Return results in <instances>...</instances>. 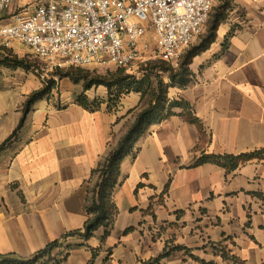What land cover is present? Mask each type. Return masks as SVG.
Segmentation results:
<instances>
[{"label": "crops", "instance_id": "crops-1", "mask_svg": "<svg viewBox=\"0 0 264 264\" xmlns=\"http://www.w3.org/2000/svg\"><path fill=\"white\" fill-rule=\"evenodd\" d=\"M13 11L4 13L6 23ZM7 52L33 55L21 43L0 49ZM190 69L191 83L170 87L168 99L191 110L176 108L152 126L136 156L121 164L111 235L105 242L103 229L87 242L70 237L62 264H89L94 252L95 264H143L166 254L158 264H264V0H231L217 41ZM36 84L0 75V148L21 124L26 90ZM143 105L131 93L118 110L106 100L89 109L75 102L56 110L47 99L34 106L22 140L0 150V255L30 259L84 232L94 172ZM250 154L235 169L197 164Z\"/></svg>", "mask_w": 264, "mask_h": 264}, {"label": "built area", "instance_id": "built-area-1", "mask_svg": "<svg viewBox=\"0 0 264 264\" xmlns=\"http://www.w3.org/2000/svg\"><path fill=\"white\" fill-rule=\"evenodd\" d=\"M19 1L0 0V49L21 43L53 74L107 66L133 71L153 60L177 65L206 30L217 2L29 0L13 11Z\"/></svg>", "mask_w": 264, "mask_h": 264}, {"label": "trees", "instance_id": "trees-1", "mask_svg": "<svg viewBox=\"0 0 264 264\" xmlns=\"http://www.w3.org/2000/svg\"><path fill=\"white\" fill-rule=\"evenodd\" d=\"M222 4L214 9L211 13L208 33L204 37L202 45L190 51L179 69H174L170 64L161 62L158 65H147L142 67L144 78L140 81L132 80L131 77H123L124 69L113 76L111 81L106 79L96 78L92 79L83 76V71L74 70L76 73H63V71H56L54 74L60 76L62 79L69 78L75 84L84 82L85 91L91 90L93 87L104 86L110 92L117 88L120 90H127L129 93H138L142 96L144 105L138 112L134 123L131 125L127 133L121 138L119 143L108 154V156L100 164L99 168L94 172L97 178L95 186L90 189L87 198L85 210L88 214V220L85 224L84 232H74L64 236L61 240L49 244L45 249L38 252L30 259H22L16 255H0V264H62L68 257L72 246H65L66 241L70 237L79 236L84 241L92 239L96 232L100 229L104 230L102 242L111 235L115 220L118 215V210L115 206L113 197L121 179V164L128 156L135 157L139 147V141L144 138L150 128L154 125L162 123L164 120L170 118L175 114L176 108H184L187 111L191 110L189 104L169 101L168 91L172 86L186 87L192 81V71L190 66L193 60L208 51L211 46L217 41V32L221 24L227 20V10L230 7L231 0H220ZM233 33V32H232ZM230 34V36L232 35ZM23 66L22 62H18L16 67ZM16 68V69H17ZM160 72L168 74L170 83H166L160 76ZM55 88V83L51 84L36 93L30 95L24 106V117L17 130L10 136V138L1 146L0 150L12 143L16 139L18 132L23 127L27 117L32 112L34 106L46 99L48 95ZM83 100V99H82ZM86 108L95 107L90 106L87 100L80 102ZM192 122H197L194 117ZM255 154L244 155L240 157L234 156H218V157H203L197 164L214 163L224 168L235 169L240 163L253 158ZM57 250H64L63 253L55 256ZM167 255V254H166ZM166 255L149 261L143 264H158ZM97 254L94 252L93 258L89 264H95ZM242 264V263H239Z\"/></svg>", "mask_w": 264, "mask_h": 264}, {"label": "rangeland", "instance_id": "rangeland-1", "mask_svg": "<svg viewBox=\"0 0 264 264\" xmlns=\"http://www.w3.org/2000/svg\"><path fill=\"white\" fill-rule=\"evenodd\" d=\"M221 4L222 2L220 0H217L214 9L218 8ZM208 27L209 24L204 33L197 39V41L184 51L179 63L177 65H170L171 67H173L174 69H179L181 64L184 62L186 55L194 48H198L200 45H202L204 37L208 33ZM12 47H14V45ZM0 56V75H19L23 77L25 82H30L32 80L37 82L36 85H38V88L36 90H26V94H28L25 95L26 99L29 95L47 88L51 84V82L55 83V88L48 95V97H46V99L50 103L51 107L56 110H61L75 102L84 101V99H88L87 95L91 99H94L93 102H91L93 103V105H100L106 100L110 104V106H113L116 110H118V108H122V100H126L131 94L127 90H120L117 88L113 89L110 92L104 86L93 87L91 90L86 92L84 89V82L75 84L69 78L62 79L60 76L53 74L52 72H47L41 61H39L29 52H24L22 54H9L7 52L6 54ZM18 62L23 63V66H21L19 70L16 69V65ZM161 62L163 61L153 60L147 65L151 64L154 66L160 64ZM144 66V64L138 65L133 71L124 70L122 76L131 77V81H140L144 78L145 75L142 70V67ZM72 70V73H76L74 72V70L83 71V73H85L83 74V76H87L88 74L92 79L102 78L106 79L107 81H111L112 77L116 76L121 71V69L116 66H107L91 67L85 69H70L63 71V73H70ZM42 76L46 77L43 79ZM160 76L164 79L165 82L169 79L168 74L166 73L160 72ZM21 136L22 133L20 132L17 135V138L20 137V139L22 140Z\"/></svg>", "mask_w": 264, "mask_h": 264}]
</instances>
